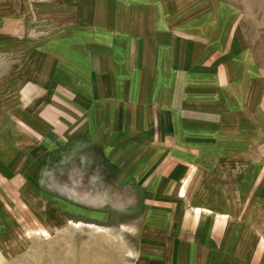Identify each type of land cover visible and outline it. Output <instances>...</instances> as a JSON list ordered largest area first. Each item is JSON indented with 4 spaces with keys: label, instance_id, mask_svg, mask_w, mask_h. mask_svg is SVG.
Listing matches in <instances>:
<instances>
[{
    "label": "crops",
    "instance_id": "obj_1",
    "mask_svg": "<svg viewBox=\"0 0 264 264\" xmlns=\"http://www.w3.org/2000/svg\"><path fill=\"white\" fill-rule=\"evenodd\" d=\"M4 5L16 25L21 13L35 25L39 13L43 34L0 30V171L30 178L56 149L101 136L114 184L144 190V220L168 221L169 264H264V66L241 5Z\"/></svg>",
    "mask_w": 264,
    "mask_h": 264
},
{
    "label": "rangeland",
    "instance_id": "obj_2",
    "mask_svg": "<svg viewBox=\"0 0 264 264\" xmlns=\"http://www.w3.org/2000/svg\"><path fill=\"white\" fill-rule=\"evenodd\" d=\"M221 1L241 5L247 45L264 66V0ZM11 13L5 5L0 9L3 32L24 38L43 32L39 13L35 25L27 23L26 13L16 25ZM102 144L101 136L72 141L42 158L30 178L16 172L17 166L9 171L2 165L0 264H169L171 252L161 249L165 238H172L163 235L168 221L144 220V190L114 184L117 171ZM26 186H34L32 202L23 193ZM178 221L176 232L184 233L186 220Z\"/></svg>",
    "mask_w": 264,
    "mask_h": 264
}]
</instances>
